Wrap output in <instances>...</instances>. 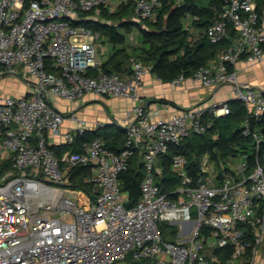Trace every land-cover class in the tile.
<instances>
[{
  "label": "built area",
  "instance_id": "obj_1",
  "mask_svg": "<svg viewBox=\"0 0 264 264\" xmlns=\"http://www.w3.org/2000/svg\"><path fill=\"white\" fill-rule=\"evenodd\" d=\"M164 1L119 0L117 9L133 3V16L154 20ZM112 2L0 0V80L24 76L32 86L24 97L0 88V264H123L130 257L139 264H257L264 247V135L257 126L264 119V88L240 82L235 66L243 56L264 60L258 0H225L206 33L217 44L231 29L237 38L216 63L193 75L211 89L232 85L233 101L248 113L242 135L252 139L257 156L251 161L250 149L219 159L206 153L194 176L187 158L174 154L172 171L181 183L167 192L157 183L164 171L160 156L193 133H207L211 118L231 113L229 101L151 120L140 89L152 67L134 60L127 79L105 72L99 60L104 38L87 25L102 18L92 11L113 13ZM197 20L188 14L185 28L192 31ZM90 94L132 101L121 125L123 151L85 138L95 124L54 103ZM137 151L145 176L139 200L129 207L120 176ZM78 169L84 171L77 175ZM79 180L92 189L76 185Z\"/></svg>",
  "mask_w": 264,
  "mask_h": 264
},
{
  "label": "trees",
  "instance_id": "obj_2",
  "mask_svg": "<svg viewBox=\"0 0 264 264\" xmlns=\"http://www.w3.org/2000/svg\"><path fill=\"white\" fill-rule=\"evenodd\" d=\"M258 10L264 14V0H258ZM225 0H166L158 10L156 20H146L147 27L138 25L142 38L138 46L139 53L132 57L128 49L117 48L109 57V60L102 66L103 70L110 74H119L123 71L129 60H140L150 65L154 73L163 81L171 82L180 74L186 77L193 76L200 68L206 67L224 49H228L237 38V32L230 30L229 36L221 43H212L207 36L208 25L216 19L224 8ZM133 3L123 4L118 11L113 13L107 8L99 9L102 13V21L90 20L87 25L99 32L103 38L115 45L123 44L126 36L119 30L118 26L109 23L107 17H115L121 20V25L130 32L135 23L127 16L133 14ZM91 14H95L94 11ZM197 15L199 20L193 23L198 30L193 33L185 28L187 15ZM107 16V17H105ZM127 18V19H125ZM125 20V21H124ZM231 113L220 118H211L213 126L205 134L193 133L180 145H172L168 153L161 155L159 165L164 167L162 177L157 178V183L163 192L176 188L180 185L181 179L172 171V157L174 154H182L188 160V169L194 176L199 174L200 160L204 154L209 153L213 158H224L228 155H235L241 149H250L252 139L242 135V123L247 117V109L241 101L229 102ZM264 135L263 122L257 124ZM219 134V139H213L214 134ZM101 138L107 146L117 152L125 148L127 141L126 132L119 131L110 134L108 128L102 134L89 132L85 138ZM250 160L256 158L257 153L251 149L248 151ZM259 155L264 161V139L260 144ZM140 151H137L131 160L130 166L120 179L123 190L129 194V207L136 204L141 195V183L144 179V165ZM84 169H78L77 175ZM74 182L77 183V181ZM86 191L92 187L78 181ZM232 248L227 250L231 252Z\"/></svg>",
  "mask_w": 264,
  "mask_h": 264
},
{
  "label": "crops",
  "instance_id": "obj_3",
  "mask_svg": "<svg viewBox=\"0 0 264 264\" xmlns=\"http://www.w3.org/2000/svg\"><path fill=\"white\" fill-rule=\"evenodd\" d=\"M197 31L198 30L194 26H192L191 32L195 33ZM104 39L107 40L106 38ZM103 43L104 42L100 43L99 55L100 53L105 55L104 50H107V48L104 46ZM115 50H116L115 48L109 52L107 50L108 58L106 60H104L102 57H99V60L103 63V65L109 60L110 55ZM133 61L134 59L129 60L128 63L125 64L123 71L120 72V76L123 79H127L129 77L131 73ZM216 61H217V57L213 59L209 65L216 63ZM235 70L237 72V77L240 82H248L254 86L264 88V60L261 62L252 63L247 60L246 56H243L236 64ZM2 79L3 81L6 80V78L4 77ZM2 79L0 80L1 89L4 86V83H2L3 82ZM22 85L23 83H21L20 87H22ZM27 85L28 86L24 88L21 93L16 92V95H18V97L27 96L32 92L31 83L28 82ZM13 92L14 90L12 91V93ZM140 95L145 100L146 108L151 120L168 119L172 115L179 113L184 108L202 106L201 104L208 103L211 100H213L214 103H217L220 101L231 102L234 99V91L232 85L226 84L216 89H211L203 85L200 81H197L193 76H191V77H186L185 80L181 83V85L175 86L172 83V81L165 82L162 79H160L154 72H150L146 76L144 85L140 89ZM96 97L97 96L92 94L86 95L85 97L77 100L75 104L79 105L78 108H82L85 104L94 101ZM228 97L230 98L227 99ZM63 102L66 101L56 100L55 104L58 107V105L63 104ZM109 102H110V107L109 109H107V111L109 115L113 114L120 118V121L118 122L116 121L117 123L120 124V126H118L116 122H114L116 119L115 117H112V119H114L112 120L111 117L109 116V119H111L112 121L107 120L105 126H101L100 124H98V122H100L99 120L93 122L95 125L92 126L95 129H93L91 132L96 133L100 128L107 129L108 127H110L111 129L112 126H114V128L115 126L117 127H116V131L110 130L108 128L110 134H115L118 133L119 131L125 132L121 128V125H125L124 120L126 115L124 116V118L121 117L132 106L133 104L132 101L130 99L120 97V98H110ZM98 125L100 127H97Z\"/></svg>",
  "mask_w": 264,
  "mask_h": 264
},
{
  "label": "rangeland",
  "instance_id": "obj_4",
  "mask_svg": "<svg viewBox=\"0 0 264 264\" xmlns=\"http://www.w3.org/2000/svg\"><path fill=\"white\" fill-rule=\"evenodd\" d=\"M206 3H208V0H206ZM118 4H119V0H113L112 5L114 6V8H116L115 11L116 10L118 11V9H117ZM94 13L99 14L101 17L104 16V15H102V13L99 12V10H95ZM105 17H107V16H105ZM107 18L109 20V23L117 25L118 30L123 35L126 36L125 43L118 44V45H115L112 42H109L105 39H102V42H104L103 44L107 48L108 52L114 48L115 49H117V48L128 49L129 53L132 55V57L133 58L136 57L139 53V50L137 48L139 45H141V41H142L138 25H141L142 27H147V21L145 19H142V18L137 17L135 15L133 16V14H132V16L131 15L127 16V18H130L131 21L135 23L133 30L129 32L125 26H122L120 24L121 20L115 19V17L114 18L113 17H107ZM127 18H125V19H127ZM102 20H103V18H100V21H102ZM154 20H156V19H154ZM107 50H104L105 55L100 53L99 57H102L104 60H106L108 58ZM23 77H22V79H20L19 77L13 76V75L5 76L4 78H6V80L3 81V79H2L3 82L1 81L2 83H4L2 91L6 94L12 95L14 97H18V95H16V92L21 93L22 90L28 86L27 83L29 82V79L23 78ZM21 83H23L22 87H20ZM13 90H14V92H13L14 95L12 93ZM108 98L110 99V97H106V96H97L96 99H94V101H91V102L85 104L82 108H78L79 105L75 104L76 101L74 103L63 102V104L58 105V108H59V110H61L62 112L66 113V114L71 113L73 111H76V113L80 119H86L87 121H89V123H93V122H96L97 120H99L100 123L106 124V121L111 120L112 117L116 118L114 122H116V121L118 122V121H120V118L113 115V114L109 115V113L107 111V109H109V107H110V102H109ZM229 98L230 97H228L227 99H229ZM55 101H56V99H54V103H55ZM213 103H214V101L211 100L208 103H203L201 105L206 107V106L212 105ZM126 112L121 118H124V116L126 115ZM109 116L111 117V119H109ZM112 120H114V119H112ZM117 122H116V124L118 126H120V124ZM97 127H100V126L98 125ZM116 127L117 126H115V128H114V126H112L111 129H110V127H108V128L110 130L116 131ZM89 129L93 130L95 128L93 126H89ZM104 130H105L104 128H100L98 130V134H102L104 132ZM67 149L70 150V148H67ZM263 252H264V247H261L259 254H258L257 264H264V256L262 255ZM123 264H139V263L133 261L132 258L130 257Z\"/></svg>",
  "mask_w": 264,
  "mask_h": 264
},
{
  "label": "water",
  "instance_id": "obj_5",
  "mask_svg": "<svg viewBox=\"0 0 264 264\" xmlns=\"http://www.w3.org/2000/svg\"><path fill=\"white\" fill-rule=\"evenodd\" d=\"M151 72H154V70H153V69H151ZM251 128H252V129H254V128H255V120H254V118H253V117L251 118Z\"/></svg>",
  "mask_w": 264,
  "mask_h": 264
}]
</instances>
